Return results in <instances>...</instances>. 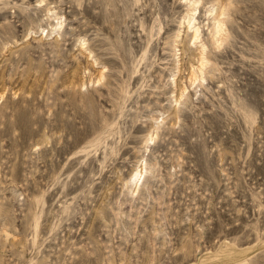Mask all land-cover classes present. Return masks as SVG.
I'll list each match as a JSON object with an SVG mask.
<instances>
[{
	"label": "rangeland",
	"instance_id": "rangeland-1",
	"mask_svg": "<svg viewBox=\"0 0 264 264\" xmlns=\"http://www.w3.org/2000/svg\"><path fill=\"white\" fill-rule=\"evenodd\" d=\"M0 264H264V0H0Z\"/></svg>",
	"mask_w": 264,
	"mask_h": 264
},
{
	"label": "bare ground",
	"instance_id": "bare-ground-1",
	"mask_svg": "<svg viewBox=\"0 0 264 264\" xmlns=\"http://www.w3.org/2000/svg\"><path fill=\"white\" fill-rule=\"evenodd\" d=\"M223 25V20H220V19H218L217 21H215V29L217 30V32L218 33H220V32H222L223 30H222V26ZM222 30V31H221ZM199 31V28H197L196 30H195V33L197 34V36H198V32ZM196 36V37H197ZM220 36V35H219ZM218 36V37H219ZM222 38V37H221ZM197 40V39H196ZM203 51V50H202ZM205 60V59H204ZM196 72V71H195ZM197 74V73H196ZM202 74V73H201ZM194 75H192V77H193ZM195 78V77H194Z\"/></svg>",
	"mask_w": 264,
	"mask_h": 264
}]
</instances>
